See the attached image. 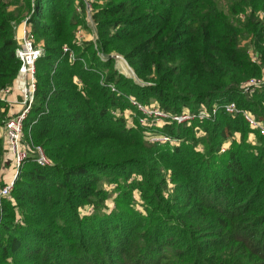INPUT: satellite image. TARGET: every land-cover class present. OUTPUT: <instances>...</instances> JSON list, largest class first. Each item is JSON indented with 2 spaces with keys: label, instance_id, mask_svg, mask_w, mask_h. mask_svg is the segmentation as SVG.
<instances>
[{
  "label": "trees",
  "instance_id": "trees-1",
  "mask_svg": "<svg viewBox=\"0 0 264 264\" xmlns=\"http://www.w3.org/2000/svg\"><path fill=\"white\" fill-rule=\"evenodd\" d=\"M220 1L0 0V89L18 73L15 29L27 12L43 54L24 126L51 161L25 163L2 200L0 264H264V136L219 109L152 128L174 142L151 143L128 101L171 114L234 101L264 123V0L227 12ZM86 3L97 34L78 42ZM111 52L142 82L118 74ZM2 152L0 136V171ZM108 181L116 207L79 216L99 209Z\"/></svg>",
  "mask_w": 264,
  "mask_h": 264
},
{
  "label": "built area",
  "instance_id": "built-area-1",
  "mask_svg": "<svg viewBox=\"0 0 264 264\" xmlns=\"http://www.w3.org/2000/svg\"><path fill=\"white\" fill-rule=\"evenodd\" d=\"M87 7H89V5H87ZM27 19L28 16L23 20L15 36L17 42L15 54L19 60L18 73L12 85L0 89V101L6 103V105L18 101L16 97H12L16 96V93L20 96L19 109L17 111L5 113L0 120V127L4 139L5 159L10 163L11 169V172L7 175L8 178H6L0 185V214L2 210V200H13L11 192L14 182L18 178L25 163L33 161L40 166L51 164L44 148L40 144H35L32 141L29 133H26L24 126L31 112L35 98L37 87L36 62L43 54L42 47L35 42V36L27 23ZM76 35L78 36L79 39L77 40L79 41L82 38L80 35V29L77 30ZM63 51L68 53L70 60L75 59V55L68 46H64ZM110 56H113L116 61H119L120 59L125 61L124 57L119 54L115 53ZM252 61L257 62V55L254 53H252ZM17 80H19L18 85H16ZM262 82V77L249 78L241 84V88L245 93H252L256 88L260 87ZM107 86H109L111 91L117 92L114 85L109 83ZM10 97L12 99H10ZM128 101L135 110L140 113L138 122L145 128L144 134L146 139L151 143L174 142V140L168 135L154 134L151 131L152 128H160L163 125L172 122L189 123L194 119H198L199 121L213 119L219 109L225 111L231 116L241 114L251 130L250 135H252V137L256 131L264 136V123L258 120L249 110L240 109L234 101H229L221 105H214L210 110L201 107L196 112H190L188 109H185L178 114H171L160 108L158 105L153 106L143 104L134 96H128ZM128 115L129 111L126 113L127 117ZM222 150H224V148H222Z\"/></svg>",
  "mask_w": 264,
  "mask_h": 264
},
{
  "label": "rangeland",
  "instance_id": "rangeland-1",
  "mask_svg": "<svg viewBox=\"0 0 264 264\" xmlns=\"http://www.w3.org/2000/svg\"><path fill=\"white\" fill-rule=\"evenodd\" d=\"M233 1L234 0H221L219 2V4H218V7L223 12H227L228 8L233 3ZM87 5H89V7H87ZM85 8L87 9V16H86L87 17V26L84 27V28H81V27L77 28V30L80 29V35L82 36V38L78 42L83 41V39H87V40L88 39H93V38L95 39L96 34H97L96 24L94 23L93 19L90 17L91 14H92L91 13L92 12L91 5L86 3ZM23 15L26 17L27 12H23ZM243 15L244 14H242V16ZM25 17L23 19H20V22L17 24L16 29H15V36L17 34V31H18L20 25L22 24L23 20L25 19ZM77 30H76V32H77ZM76 32H75V37H76V39H79L78 36L76 35ZM247 42H248V40L243 41V43H247ZM69 49H71V48L69 47ZM71 51L75 55L73 49H71ZM115 53L116 52H111L110 55H113ZM249 53L252 54L253 51L249 50ZM116 54H118V53H116ZM100 58H101V60H104L105 56L100 54ZM114 60H115L114 68L116 69L118 74H122L125 77L132 78L137 83H141L142 82V80L136 78L132 68L129 66V64L127 63L126 60L124 61L123 59H120L119 61H116L115 58H114ZM121 67H124L125 70H123V68H121ZM101 82H103V79H101ZM150 105L157 106L156 102L153 99H151V104ZM1 111H2V109L0 108V112ZM7 111L8 110L6 109L4 113H7ZM4 113L1 112L0 118L3 116L2 114H4ZM0 126H1V123H0ZM0 136L2 138V146H3V152H2V157H1L0 181H4L6 178H8L7 175L11 172V169H10V163H8L6 161V159H5L4 139H3V136H2L1 127H0ZM102 186L109 193V196H105V198L100 202V207H99L98 210H94V208L92 206H85V207H83L82 209L79 210V216H81V215H89V214H93V213L95 214V216L96 215H100V214H107V213L110 212L111 209H114L116 207V202H115V198H114V197H116V193L114 192V189H115L114 183L111 182V181L103 182ZM131 200L134 202V206L138 210L142 209L143 200H142L141 196H139L138 189L133 190ZM17 216H19V214H17Z\"/></svg>",
  "mask_w": 264,
  "mask_h": 264
},
{
  "label": "crops",
  "instance_id": "crops-1",
  "mask_svg": "<svg viewBox=\"0 0 264 264\" xmlns=\"http://www.w3.org/2000/svg\"><path fill=\"white\" fill-rule=\"evenodd\" d=\"M12 97H16V99L18 100H16L17 102L16 103H13V104H10V105H8L7 106V113L9 112H11V111H16L17 109H19V107H20V103H19V101H20V96H19V94L18 93H16V96H12ZM10 99H12L11 97H10ZM10 101H13V100H10Z\"/></svg>",
  "mask_w": 264,
  "mask_h": 264
},
{
  "label": "bare ground",
  "instance_id": "bare-ground-1",
  "mask_svg": "<svg viewBox=\"0 0 264 264\" xmlns=\"http://www.w3.org/2000/svg\"><path fill=\"white\" fill-rule=\"evenodd\" d=\"M121 68H123V70H125V68H124V67H121ZM18 81H19V80H17V81H16V85H18Z\"/></svg>",
  "mask_w": 264,
  "mask_h": 264
}]
</instances>
